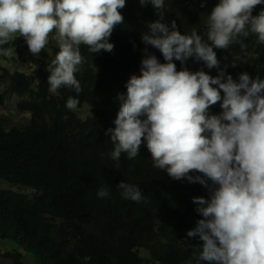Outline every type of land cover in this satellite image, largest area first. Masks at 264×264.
<instances>
[{
	"label": "trees",
	"instance_id": "16d2710c",
	"mask_svg": "<svg viewBox=\"0 0 264 264\" xmlns=\"http://www.w3.org/2000/svg\"><path fill=\"white\" fill-rule=\"evenodd\" d=\"M218 2L165 0L162 22L171 26L175 21L181 34L196 30L206 40L207 17ZM261 10L264 3L252 14ZM120 11L124 22L109 39L113 51L91 53L80 45L83 63L75 73L82 87L79 94L67 87L49 91L47 67L58 46L54 57L33 55L19 38L4 46L14 52L25 49L31 69L0 67V80L20 98L17 110L29 115L26 124L7 129L0 114V180L34 195L0 192V240H11L33 253L39 264H207L198 259L203 241L187 232L202 218L193 197L207 198L208 189L186 179L174 180L154 167L143 144L134 159L125 153L118 160L111 158L114 146L106 132L115 128L118 94H126L127 81L141 74L146 55L166 63L158 49L142 41L148 24L159 19L152 4L126 0ZM214 51L220 67L227 66L226 76L238 82L239 74L247 72L264 80V43L256 34ZM174 63L178 71L186 66L213 77L219 74L194 58ZM70 96L79 100L76 110L88 106L91 114L84 117L69 110ZM4 99L0 94V105ZM221 111L220 103L210 108L211 114ZM121 181L138 186L141 201L125 199L117 187ZM102 187L109 190L106 198L97 196ZM143 250L151 259L142 255ZM5 256L13 264H23L18 251Z\"/></svg>",
	"mask_w": 264,
	"mask_h": 264
},
{
	"label": "clouds",
	"instance_id": "9594fccd",
	"mask_svg": "<svg viewBox=\"0 0 264 264\" xmlns=\"http://www.w3.org/2000/svg\"><path fill=\"white\" fill-rule=\"evenodd\" d=\"M139 2L151 3L159 17L148 24L142 41L158 49L166 63L146 55L141 74L130 77L126 94H118L115 128L106 132L114 146L111 158L125 153L134 159L143 144L154 167L208 189L207 198L193 197L202 218L187 232L203 241L199 261L264 264V80L247 72L238 82L226 76L227 66L220 67L214 51L249 34L264 43V10L252 14L264 0H219L207 17L206 40L196 30L181 34L175 21L162 22L165 0ZM125 6L126 0H0V53L11 55L4 46L18 36L39 55L55 31L59 51L47 67L49 91L67 87L79 94L80 45L91 53L113 51L109 39L124 22ZM190 58L219 74L186 66L178 71L174 60L186 64ZM217 103L221 113L211 114ZM78 104L71 96L66 101L72 111ZM117 187L125 199L143 198L138 186L121 181ZM109 194L106 187L97 190L99 198Z\"/></svg>",
	"mask_w": 264,
	"mask_h": 264
},
{
	"label": "rangeland",
	"instance_id": "374dc122",
	"mask_svg": "<svg viewBox=\"0 0 264 264\" xmlns=\"http://www.w3.org/2000/svg\"><path fill=\"white\" fill-rule=\"evenodd\" d=\"M54 36L55 31L50 34L49 42L46 45V48L43 49L37 56L54 57V48L58 46L56 40L53 38ZM15 38L24 40L23 37L18 36H13L12 39ZM27 58L28 53L25 49L16 52L12 51V54L9 56L0 54V67H7L10 70L31 69ZM1 73L2 70L0 68V74ZM0 94L5 97L4 104L0 105V114L4 126L9 129L12 126H22L23 124H26L29 119V115L20 113L17 110V102L20 98L10 93L9 84L3 80H0ZM77 113L78 115L85 117L91 114V109L88 106H84L79 109ZM1 191H14L25 195H34V191L24 187L13 186L8 182H5V180H0V192ZM14 251H18L23 255V264H39L36 262V258L33 253L27 252L24 248L18 246V244L11 240H0V264H13V260L8 259L5 254ZM141 253L143 256H146V258L151 259L146 251L143 250Z\"/></svg>",
	"mask_w": 264,
	"mask_h": 264
},
{
	"label": "bare ground",
	"instance_id": "6f19581e",
	"mask_svg": "<svg viewBox=\"0 0 264 264\" xmlns=\"http://www.w3.org/2000/svg\"><path fill=\"white\" fill-rule=\"evenodd\" d=\"M15 193V192H14Z\"/></svg>",
	"mask_w": 264,
	"mask_h": 264
}]
</instances>
